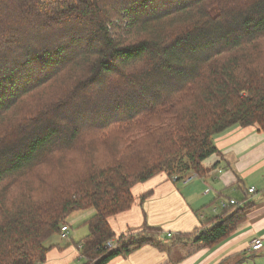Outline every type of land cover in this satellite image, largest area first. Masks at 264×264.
<instances>
[{
    "label": "trees",
    "instance_id": "trees-1",
    "mask_svg": "<svg viewBox=\"0 0 264 264\" xmlns=\"http://www.w3.org/2000/svg\"><path fill=\"white\" fill-rule=\"evenodd\" d=\"M235 125L264 133V0H0V264L44 263L88 209L87 264L162 249L160 229L108 219L138 182L205 175ZM249 206L172 242L212 247Z\"/></svg>",
    "mask_w": 264,
    "mask_h": 264
},
{
    "label": "crops",
    "instance_id": "crops-1",
    "mask_svg": "<svg viewBox=\"0 0 264 264\" xmlns=\"http://www.w3.org/2000/svg\"><path fill=\"white\" fill-rule=\"evenodd\" d=\"M213 142L220 155L208 157L203 166L218 164L205 175L184 182L158 173L138 182L132 187V207L108 219L118 236L136 233L145 225L160 229L163 248L146 245L107 264H264V247L248 249L253 237L264 242V133L254 125H235L214 136ZM249 188L254 191L249 193ZM146 192L150 196L141 201ZM230 199L250 206L245 220L226 239L212 247L184 239L172 242L177 235L208 227V218L230 213L223 212ZM92 214L93 210L72 213L66 221L67 237L59 233L49 239L51 248L42 264H87L76 243L88 233L79 225Z\"/></svg>",
    "mask_w": 264,
    "mask_h": 264
},
{
    "label": "built area",
    "instance_id": "built-area-1",
    "mask_svg": "<svg viewBox=\"0 0 264 264\" xmlns=\"http://www.w3.org/2000/svg\"><path fill=\"white\" fill-rule=\"evenodd\" d=\"M197 177H199V175H197V173L191 172V173H189L188 176L184 177V179H182V181L188 182V181L192 180L193 178H197ZM172 180L173 181H177L178 180V176H172ZM253 191H254V188H249L248 189V192L249 193H251ZM225 204H229V205L230 204H237V202L235 200H233V199H230V200H228V203H225ZM67 232H68V227L66 225H63L60 228V235H61V237L62 238H66L67 237ZM106 246H108V247H114L115 246V241L113 239L108 240L107 243H106ZM263 247H264V242L259 237H253L250 240L249 245H248V249L250 251H258V250H261Z\"/></svg>",
    "mask_w": 264,
    "mask_h": 264
},
{
    "label": "rangeland",
    "instance_id": "rangeland-1",
    "mask_svg": "<svg viewBox=\"0 0 264 264\" xmlns=\"http://www.w3.org/2000/svg\"><path fill=\"white\" fill-rule=\"evenodd\" d=\"M59 5H60V6H63L64 3H63L62 1H60V2H59ZM197 175H198V174H197ZM88 210H93V209H88ZM84 211H85V210H84ZM169 239H170V238H167L166 240L169 241ZM79 247H80V246H79ZM84 263H85V261H84Z\"/></svg>",
    "mask_w": 264,
    "mask_h": 264
}]
</instances>
